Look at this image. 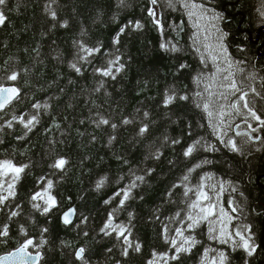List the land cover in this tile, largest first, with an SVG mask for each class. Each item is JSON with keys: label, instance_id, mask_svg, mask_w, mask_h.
Returning <instances> with one entry per match:
<instances>
[{"label": "trees", "instance_id": "1", "mask_svg": "<svg viewBox=\"0 0 264 264\" xmlns=\"http://www.w3.org/2000/svg\"><path fill=\"white\" fill-rule=\"evenodd\" d=\"M187 1L158 0L152 5L150 0H8L0 6L8 15L0 26V85H14L21 92L0 114V160L28 165L16 183L15 197L0 205V228H9L0 256L32 238L46 241L28 248L42 253L40 264H83L75 256L81 247L89 264H201L205 251L213 248L225 252L226 264H264V127L248 117L259 129L252 132L245 116L238 115L239 123L225 142L207 112L197 106L209 98L204 89L214 67L199 50ZM204 3L222 18L221 32L232 60L247 69V83L260 93L245 90L247 99L264 118V0ZM150 8L157 12L162 30L148 15ZM49 9L56 11L55 19ZM65 20L68 26L62 27ZM130 21L119 44L114 43ZM136 22L143 27L136 29ZM80 42L101 50L80 61L77 73L71 64L77 61ZM173 46L179 51H171ZM117 57L124 67L115 79L95 71ZM13 72L19 74L16 81L7 79ZM173 92L177 98L165 106L166 94ZM184 95L187 100L179 99ZM37 103L47 107L33 108ZM21 115L26 120L38 116L31 132L13 119ZM101 117L109 125L98 126ZM126 118L131 123L124 124ZM9 120L12 127L7 126ZM145 124L148 132L141 136ZM194 144L196 149L185 156ZM61 158L67 161L64 168H53ZM47 180L53 182L50 193L57 206L43 214L32 206L43 207V202L31 196L46 188ZM213 181L226 185L224 200L236 209L234 233L246 229L256 251L249 257L234 245L218 246L204 223L187 233L198 241L191 252L171 259V240L180 243L175 230L186 227L196 193L209 191ZM124 191L130 196L121 206ZM71 208L77 211L76 220L66 226L62 215ZM13 210L19 215L9 219ZM110 214L113 226L126 228L125 235L130 232L133 244H140L139 252L129 249L123 255V237L101 232Z\"/></svg>", "mask_w": 264, "mask_h": 264}, {"label": "snow or ice", "instance_id": "2", "mask_svg": "<svg viewBox=\"0 0 264 264\" xmlns=\"http://www.w3.org/2000/svg\"><path fill=\"white\" fill-rule=\"evenodd\" d=\"M53 2H55V0H53ZM120 4H124L125 0H119ZM158 2V0H150V3L152 5H156ZM8 3V0H0V6H6ZM185 7H188V4L185 3L184 5ZM193 8L196 7L195 4L192 5ZM50 11V15L53 19L56 18L57 13L54 10L49 9ZM148 15L154 18V22L161 27L162 30V25L160 23V20L157 18V12L150 8L148 10ZM189 15H193L192 12H189ZM6 22H8V15L6 14V11L4 10L3 7H0V26H4L6 24ZM62 27H67L68 26V22L65 20L62 25ZM129 26H132V22L130 21L128 25H124L120 28V31L117 33V35L113 38V42L116 44H119L120 42V36L125 32L126 28H128ZM134 27L136 29H140L143 27V25L140 22H136L134 24ZM78 52H77V61L71 64V67L77 72L80 73L81 72V67H78V63L80 61H87L88 57L92 56L95 53H99L100 52V47H88L86 44H84L83 42H80V44L78 45ZM161 48L162 49H167V45L166 44H161ZM171 51H179V49L175 48L174 46L170 49ZM226 51V49H225ZM81 53H83L84 55H81ZM212 59L215 61L216 57L213 56ZM119 65L118 67L115 68V72L113 71V67L115 65ZM124 67L123 64H119V57L116 58V60L114 61H110L109 66L105 67L103 69L97 68L95 69L96 72H99L102 76L104 77H111L112 79L116 78V74L119 73L120 70H122ZM185 65H181V68H184ZM229 68H231V63H229ZM220 69L219 67H217V72H219ZM241 72H243V69H240ZM18 73L13 72L11 75H9L7 77L8 80L11 81H16L18 79ZM234 73L229 72L227 76L224 77L225 80L230 81V83H228L227 85H221V87H227L228 89H231L230 94L231 95H235L236 93H241L240 96L237 98V100L235 102H233L230 107L231 109L237 114V115H242L245 116V123L248 124V127L252 130V132H257L259 129L257 128H253L252 125L250 123H248L247 118L250 117L252 120L258 121L261 127H264V118H262V116L260 114H258L257 110L255 109V103L254 101H250L249 99H247V97L249 96V93L247 91H242L241 87H239L236 83V80L234 79ZM251 78V77H250ZM212 79H215V75H213ZM212 87L211 84H208L204 91L208 92V96L209 98L207 100H205V102H203L202 104H198V107H203V109L207 112V114L209 116H212L213 113L212 111H209L210 108V104L212 103L210 97L213 95V93L209 92V89ZM251 91L253 93H255L256 95H260V93H257L256 90L253 88L251 89ZM198 96H200L201 98H203V94L202 93H197ZM221 96L224 97V99H227V96L224 95V93L220 94ZM20 98V89L15 87V86H11V87H5L3 85H0V111L4 110L6 108L7 105L11 104L14 100ZM176 95L175 93H171V94H166L165 96V100H164V104L165 106L172 104L175 99H176ZM179 99H183V100H187L188 96L184 95V96H180ZM242 102V104H241ZM41 107H47V105H41L39 103L34 104L33 108L35 109H40ZM242 109H246L247 112H243ZM145 116L148 115V113H144ZM229 113L226 112L223 109V106H221V110L218 113V116L221 118L220 119V123L223 124L224 123V117L228 116ZM14 120L18 119V122L20 124L23 125V127L27 130V132H31L33 130V128L39 123L38 120V116L37 115H32L30 118H28L27 120L25 119V117L23 115H21L20 117H13ZM109 120L105 119L103 117L100 118V120L98 121V126L100 124L103 125H109ZM124 124H128L131 123V121L129 119H125L123 121ZM7 126L8 127H12V121L9 120L7 122ZM113 129H115L117 127V125L115 123H112L110 125ZM237 127H239V125H237ZM0 131H2V129H0ZM27 132L25 133V135H27ZM148 132V125L145 124L143 127L140 128L139 130V135H144L145 133ZM237 135H240V133H237ZM244 135H248L247 133H245ZM22 138V137H19ZM18 138V139H19ZM114 139V137H113ZM249 139H251V137H249ZM179 141H172V143H178ZM248 141H245V143H247ZM229 143L231 144V147L233 150H237V145L236 142L233 140H230ZM196 144H199V141L196 142ZM196 149V145H192L189 146L186 151H185V156H190L193 151ZM158 158V157H157ZM67 161L63 158L58 159L53 165L52 167L55 169H63L64 166L66 165ZM28 167V165H20L17 166L16 164H14L12 162V160L10 159H6V160H0V193H7L6 195L4 194H0V205H6V203L9 201L10 198H14L16 193H15V187H16V183L19 181L20 176L22 173H24L25 169ZM137 180L139 181H143V177L142 176H138L136 177ZM185 180H187V177H185ZM41 182H44V178H41ZM103 185V180L100 181V183H98L97 187H101ZM135 186V184H133V187ZM53 187V182L51 180H47L46 181V188H44L42 191L36 192L35 194H33L31 196V200L32 201H42L43 202V207L40 203H33V207L35 209H37L38 211H41L43 214H47L49 213L53 208H55L56 205V198L54 196L51 195L50 190ZM189 192L192 191L191 189L188 190ZM188 193L186 192L185 195H187ZM117 195H120V193H117ZM130 196V192L129 191H124L123 193V198L120 201L121 206H123L124 202L126 200L129 199ZM197 199L195 201H193L190 205V207L192 209H199V213L197 215H192L189 214L188 215V220L191 221V223H189L187 225V229H194L195 227H197L201 221L204 220H208L209 217L215 215V207L216 205L210 202V196L209 193L207 191H203L200 190L196 193ZM205 201H209L206 206H202L203 202ZM3 209H0V211H2ZM234 211V209H233ZM75 213V209H70L69 211L65 212L63 215V223L65 225H69L72 224V216ZM19 213L15 210L11 211L9 219H11L12 217H16L18 216ZM232 217L228 216L227 213H225L224 209L221 208L220 209V224L221 227L219 229V236L213 235L211 238L212 239H219L221 243L223 244H227L229 243L230 240H232L233 244L238 247V248H242L243 250L246 251L247 256H252L253 253L256 251V248L253 246V244H250L249 242V238H246L242 232L240 231H236L234 233L235 237H239V240L241 241V243H236V241L233 239V233L228 231V223L231 221ZM108 229H111V231H108ZM22 231H24L23 227L21 228ZM165 232L167 231V227H165ZM48 229L44 228L43 232H47ZM127 231L126 228L120 226V225H115L113 226V220H112V215L110 214L109 216V220L107 221V223L105 224L104 228L101 229V232H103L105 235H111L112 232H116L118 233V238L119 237H123V244L126 245V247H124L123 249V255L127 256L128 255V250L129 249H133L136 252L140 251V244L139 243H135V245L133 244V242L129 239L131 233L128 232V235H125V232ZM176 235H178L179 237H181V241L178 244L177 241L175 239L171 240V245L173 248H175V254L171 256V259L176 260L179 258V254L182 252H191L192 248L196 245V243H198V241H196L194 239V237L192 236H185L184 235V230L183 229H176ZM211 231L213 233L216 232V229H211ZM27 233L25 232V235ZM84 235H87V232L84 233ZM9 236V228L8 225L5 224L2 228H0V243H6L7 241L3 238L8 237ZM46 243V241H41L39 243H37L34 239L32 238H28L26 239L23 244L13 253H10L9 256L12 258H19L21 260V264H29V261L33 260L32 254L29 253L27 250L29 247H42L43 244ZM187 245V247H186ZM108 251H111V249H109ZM214 252L216 250H213ZM85 248L81 247L79 248L76 252H75V256L78 260L82 261L83 264H89V262L87 261V259L85 258ZM166 255V254H165ZM41 257L40 253H37L36 257H35V261H38ZM204 257H205V261L204 264H226L228 257L225 254V252L223 251H219L216 255H213L211 257V259H207L208 258V251L206 250L204 253ZM161 259H163L164 257L161 256ZM9 259V257H3L0 258V260L3 261H7ZM35 261H33V264H35ZM149 264H153V261H149Z\"/></svg>", "mask_w": 264, "mask_h": 264}, {"label": "rangeland", "instance_id": "3", "mask_svg": "<svg viewBox=\"0 0 264 264\" xmlns=\"http://www.w3.org/2000/svg\"><path fill=\"white\" fill-rule=\"evenodd\" d=\"M187 4L188 14L189 12L193 13V15H190V17L196 30V38L199 45V50L209 61H211L214 67L212 75L206 78L207 85H212V87L209 89V92L213 93V95L210 97L212 103L210 104L209 108V111H212L213 113V115L210 116L211 123L219 137L226 142L227 139H229L233 125L235 123H239V119L237 118L238 115L231 109L230 105L237 100L241 93L238 92L235 95H231V89H228L227 87H221V85H227L230 83V81L225 80L224 77L227 76L229 72H232L235 74L234 79L236 80L237 85L241 87L242 91H250L249 89H251V86L247 83L250 80V76H247L246 68L232 60L231 53L226 44V38L221 32L222 18L218 15V13H213L215 9L213 7H208V5L204 3V0H188ZM193 4L196 5L195 8L192 7ZM213 56L216 57L215 61L212 59ZM229 63H231V68H229ZM217 67L220 69L219 72H217ZM240 69H243V72H241ZM213 75H215L214 80L212 79ZM221 93H224V95L227 96V99H224V97L220 95ZM221 106H223V109L229 113L228 116L224 117L223 124L220 123L221 118L218 116ZM226 188V185L222 182L221 184H218L216 181H213L209 184V191L207 192L211 198L210 202L216 205L215 215L209 217L208 220L201 221L198 226L205 223L208 231H210L213 235L219 236V229L221 227L220 209L223 208L225 213L232 217L231 221L228 223V231L233 233V239L236 241V243H241L239 237H235L234 235V223L236 222V216L233 214V207L230 202L229 205H227L223 197L227 190ZM208 202L209 201L203 202L202 206H206ZM198 213V208L192 209V215H197ZM189 223H191V221H189ZM187 225L183 229L185 236H187V233L190 230L187 229ZM213 228L216 229L215 233L211 231ZM240 228H242V230L240 229L242 234L246 238H249V242L252 244L249 232L243 227ZM245 232L248 235H245ZM176 236L179 241H181V237L178 235ZM216 240L218 246L223 244L219 239ZM227 244L234 245L232 240H230ZM213 250L216 251L214 252ZM219 251L222 250L214 248L208 250L207 259L210 260L211 257L216 255ZM204 261L205 257L203 256L201 264H204ZM159 263L163 264L162 261Z\"/></svg>", "mask_w": 264, "mask_h": 264}, {"label": "water", "instance_id": "4", "mask_svg": "<svg viewBox=\"0 0 264 264\" xmlns=\"http://www.w3.org/2000/svg\"><path fill=\"white\" fill-rule=\"evenodd\" d=\"M11 86H14V85H11ZM11 86H6V87H11ZM16 87V86H15ZM18 88V87H17ZM20 94H21V92H20ZM19 99V98H18ZM18 99H16V100H14L11 104H9V105H7L6 106V108L4 109V110H2V111H0V114L1 113H3V112H5L13 103H15ZM71 209H75V208H71ZM70 210V209H69ZM68 210V211H69ZM67 212V211H66ZM65 213V212H64ZM64 213H63V215H64ZM63 215H62V218H63ZM76 216H77V211H76V209H75V213H74V215L72 216V224L75 222V220H76ZM62 222H63V219H62ZM72 224H69V225H66V226H71ZM263 241H264V233H263ZM17 249H15V250H13V251H11V252H9V253H6V254H4V255H2V256H0V258H3V257H9V259L7 260V261H3V260H0V264H21V260L17 257V258H12V257H10L9 256V254L10 253H13V252H15ZM29 253H31L32 254V257H33V260H31V261H29V264H33V261H35V257H36V255H37V253H32L29 249L27 250ZM40 254H41V257H40V259L38 260V261H35V264H40V262H41V259H42V253L41 252H39Z\"/></svg>", "mask_w": 264, "mask_h": 264}, {"label": "flooded vegetation", "instance_id": "5", "mask_svg": "<svg viewBox=\"0 0 264 264\" xmlns=\"http://www.w3.org/2000/svg\"><path fill=\"white\" fill-rule=\"evenodd\" d=\"M252 38H253V36L251 37V41H253V39H252ZM259 38H260V37L258 36V40H259ZM233 209H234V211H233V214H235V212H236V209H235V208H233Z\"/></svg>", "mask_w": 264, "mask_h": 264}]
</instances>
